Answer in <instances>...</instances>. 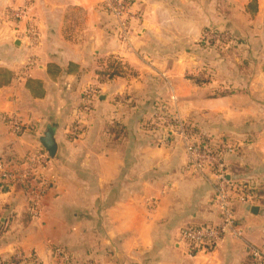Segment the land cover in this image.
Returning <instances> with one entry per match:
<instances>
[{
    "label": "crops",
    "instance_id": "crops-1",
    "mask_svg": "<svg viewBox=\"0 0 264 264\" xmlns=\"http://www.w3.org/2000/svg\"><path fill=\"white\" fill-rule=\"evenodd\" d=\"M131 1L122 42L102 0H0V70L12 73L10 84L0 81V157L24 160L48 130L56 145L38 219L21 188L0 190V257L255 264L250 250H264V0ZM23 6V17L13 19ZM208 30L236 38L241 49L227 58L200 50ZM194 58L213 70L212 82L187 79ZM89 88L96 94L72 137ZM159 102L211 140L236 145L225 156L227 172L254 187L251 201L232 206L241 236L206 254L179 236L218 223L215 177L187 169L179 140L144 128ZM11 118L22 125L18 135Z\"/></svg>",
    "mask_w": 264,
    "mask_h": 264
},
{
    "label": "built area",
    "instance_id": "built-area-1",
    "mask_svg": "<svg viewBox=\"0 0 264 264\" xmlns=\"http://www.w3.org/2000/svg\"><path fill=\"white\" fill-rule=\"evenodd\" d=\"M104 11L115 20L117 35L120 41L126 42L129 33V20L132 14L131 0H102ZM26 7L11 11L13 19L20 20ZM33 35V30H29ZM231 40L229 34L215 30L205 31L201 42L207 40ZM96 90L89 88L86 91L85 105L71 129L70 136L77 137L82 131L83 117L88 113L91 99ZM149 129L161 132L167 138L179 140L187 155V169L195 174L211 171L215 177L214 198L212 204L218 213V223L196 227H187L180 231V241L190 247L195 253L214 251L227 236L240 237V226L235 219L233 203H246L253 199L251 189L242 182L230 177L225 164V156L236 152V145L228 140H211L207 134L196 130L191 123L181 120L176 114H170L162 107L150 116ZM11 133L18 135L22 125L16 118L10 119ZM208 142V147L202 145ZM50 159L42 148L27 155L20 164H5L0 160V183L7 184V189L20 185L25 194L27 211L31 219L36 220L40 215V203L43 196L50 189V180L47 176ZM250 255L255 264H264V250L252 248Z\"/></svg>",
    "mask_w": 264,
    "mask_h": 264
},
{
    "label": "trees",
    "instance_id": "trees-1",
    "mask_svg": "<svg viewBox=\"0 0 264 264\" xmlns=\"http://www.w3.org/2000/svg\"><path fill=\"white\" fill-rule=\"evenodd\" d=\"M202 43V47H204V49L207 50H214L216 53L219 54V56L221 57H228L231 56V54L233 53H237V50L241 49L240 48V44H242L239 40H237L236 38H231V40L229 41H224V40H207L205 43ZM244 64L240 63L239 67L242 68L241 66ZM0 81L3 82H8V84L11 83L12 81V73L11 72H7V71H1L0 70ZM196 83H201V81L199 80H195ZM127 103H130L129 100H127ZM157 104H153V107L156 106ZM152 107V109H153ZM151 109V113L153 112V110ZM148 126V122L144 124V128H147ZM22 132V131H21ZM202 145H208V142H203ZM208 147V146H207ZM0 160L4 161L5 164H10V165H14V164H20L23 160L22 159H17L15 156L13 155H3L2 157H0ZM231 175V178L236 180V175ZM237 181V180H236ZM245 186H248L251 191L254 190V187H251L247 184H245V182H242ZM7 184L4 183H0V190H5L6 189ZM16 188H22L20 185H16ZM0 264H24L21 263L19 260H16L14 256L11 257H0Z\"/></svg>",
    "mask_w": 264,
    "mask_h": 264
},
{
    "label": "rangeland",
    "instance_id": "rangeland-1",
    "mask_svg": "<svg viewBox=\"0 0 264 264\" xmlns=\"http://www.w3.org/2000/svg\"><path fill=\"white\" fill-rule=\"evenodd\" d=\"M202 45V43H201V39L199 38V42H197V46H199V49L200 50H202V51H206V49H204V47H202L201 46ZM195 57V56H194ZM194 62H195V65H193V67H191V68H189V69H187L186 71H185V76L187 77V79H189V80H191V81H194V80H199V81H201V82H203L204 84H207V83H209V82H212L213 80H214V74H213V70H210V68H209V66L207 65V66H204L203 64V62L201 63H199V61L200 60H197V58H194V60H193ZM210 70V71H209ZM195 82V81H194ZM220 92V91H219ZM217 93V92H216ZM221 93V92H220ZM218 94V93H217ZM162 105H163V107H165L166 109H167V107H166V105L165 104H162V102L160 103H157V105L156 106H154L153 107V112L152 113H150V116L154 113V112H157L161 107H162ZM167 112H169L170 114H175V113H172V112H170L168 109H167ZM177 115V114H176ZM181 120H184V119H181ZM186 122H189V123H191V125H193L194 126V128L196 129V130H201L199 127H197L194 123H192V122H190V121H188V120H185ZM146 122H148V126H149V123L151 122V123H153V124H155L156 122L155 121H151V119L149 118V119H147V121ZM150 123V124H151Z\"/></svg>",
    "mask_w": 264,
    "mask_h": 264
},
{
    "label": "water",
    "instance_id": "water-1",
    "mask_svg": "<svg viewBox=\"0 0 264 264\" xmlns=\"http://www.w3.org/2000/svg\"><path fill=\"white\" fill-rule=\"evenodd\" d=\"M39 143L49 157H51V158L54 157V155L56 153V145L54 142L52 130L46 131L45 134L43 135V137L40 138ZM255 210H256V208H254V207L251 208L252 212H254Z\"/></svg>",
    "mask_w": 264,
    "mask_h": 264
}]
</instances>
